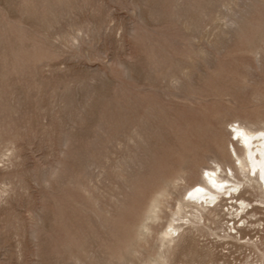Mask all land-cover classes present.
Here are the masks:
<instances>
[{
	"label": "rangeland",
	"instance_id": "374dc122",
	"mask_svg": "<svg viewBox=\"0 0 264 264\" xmlns=\"http://www.w3.org/2000/svg\"><path fill=\"white\" fill-rule=\"evenodd\" d=\"M237 124L264 129V0H0V264H264L256 188L184 196Z\"/></svg>",
	"mask_w": 264,
	"mask_h": 264
},
{
	"label": "bare ground",
	"instance_id": "6f19581e",
	"mask_svg": "<svg viewBox=\"0 0 264 264\" xmlns=\"http://www.w3.org/2000/svg\"><path fill=\"white\" fill-rule=\"evenodd\" d=\"M231 134H234L237 142L234 145L233 140L230 139L231 146H227L226 151L231 158L234 157L233 166H228L223 171L224 175H221L219 171V173L217 172V170L221 171L219 164H216L215 167L205 168L201 175V181L189 186L184 193V196H188L190 201L200 204L201 207L203 205L206 207L212 206L209 209L210 211H217L223 195L229 196V199L232 200L233 194L237 192V195H239L240 188L243 186L256 188L262 202H264V129L253 130L237 124ZM234 169L242 173H240L243 176L242 179L236 177ZM233 202L234 204L238 202V207L232 213L235 217L247 210L250 205L245 198L240 196L231 201L230 204ZM232 207H235V205ZM221 211H223V208ZM240 220H242V217L238 221ZM232 229L234 230L233 233H238L235 226ZM172 230H176V228L172 227Z\"/></svg>",
	"mask_w": 264,
	"mask_h": 264
}]
</instances>
